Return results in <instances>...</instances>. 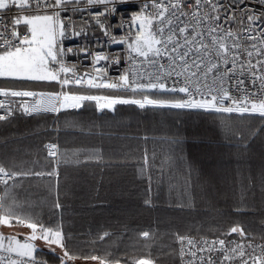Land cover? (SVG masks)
<instances>
[{"label": "snow or ice", "instance_id": "6c2138e0", "mask_svg": "<svg viewBox=\"0 0 264 264\" xmlns=\"http://www.w3.org/2000/svg\"><path fill=\"white\" fill-rule=\"evenodd\" d=\"M81 3L82 0H0V79L39 84L54 82L60 86L59 91L0 87V96L30 98L31 101H0V109L5 110L0 121L13 115L10 105L14 104H18L24 115L53 113L59 120L61 112L91 107L90 102H94L97 112H115L117 105H130L141 111L215 114L225 126L233 113L249 121L258 117L264 124V0H85L87 9H95L89 15L108 38L103 44L124 46L123 52L115 54L80 46L79 54L92 58L95 75L89 72L80 75L75 65L69 66L65 61L66 55L78 53L74 46L66 47L63 41L80 36L87 40L88 31L94 32L90 27L77 30L74 22L66 23V19L71 21L70 16L61 15L76 12ZM129 5L139 7L129 9ZM116 17H119L118 24L113 23ZM88 23L84 21V24ZM114 27L124 34H115ZM93 39L97 47H103L99 37L93 36ZM101 61L105 63L101 65ZM122 62L127 67L118 78L112 79L108 68ZM144 66H150V70L145 71ZM73 86L88 90L107 89L125 95L73 91ZM238 139L243 140L242 134ZM172 142L179 143V139L174 138ZM44 147L57 166L51 171H15L0 164V185L5 186L4 195L0 196V264H48L40 259L42 249L36 245L37 240L48 246L60 264L77 259L96 261L97 264H125L123 260L111 261L96 255H74L68 250L62 226H46L33 213H18L16 208H23L24 203L15 197L11 204L5 203L13 188L22 187L23 181L19 177L59 176L58 144L49 143ZM247 148L245 143V151ZM80 151L74 152V160L65 158L64 163H81ZM98 151L93 149V154L84 157L83 162L102 159L95 154ZM235 183L243 204L256 182L249 174L246 186L243 173H238ZM260 188L264 195V170L260 173ZM145 204L152 206L151 199L145 200ZM55 207L63 206L57 202ZM245 207L238 206L235 210L239 212ZM16 227L30 231L7 235L2 231ZM233 234H238L241 240L249 236L254 240V234L238 224L222 232L225 237ZM20 235L24 236L23 241L19 239ZM110 235L105 232L99 238L104 240ZM139 235L145 240L154 237L149 231ZM175 242L179 245L180 264H264V243L256 244L251 240L242 243L235 239L209 242L206 237L198 242L180 233L175 234ZM214 252L220 255L213 256ZM132 264L157 262L149 256L134 259Z\"/></svg>", "mask_w": 264, "mask_h": 264}, {"label": "trees", "instance_id": "16d2710c", "mask_svg": "<svg viewBox=\"0 0 264 264\" xmlns=\"http://www.w3.org/2000/svg\"><path fill=\"white\" fill-rule=\"evenodd\" d=\"M21 86L59 90L54 82L0 79V87ZM73 91L94 92L74 86ZM116 109L97 112L91 103L61 112L59 120L56 115L25 117L20 110L0 121V164L6 168L51 171L57 166L44 146L57 141L60 152L58 177H19L22 187L13 188L5 203L15 197L24 203L17 212L33 213L46 226H62L68 250L78 257L96 255L132 264L151 256L157 264H180L176 233L225 237L222 232L237 224L254 234L248 240L264 242V124L258 117L249 121L233 113L225 126L215 114L141 111L130 105ZM241 134L243 140L238 139ZM93 149L102 159L83 162ZM76 150H81V163L65 164V158L74 160ZM238 173H243L246 186L249 174L256 182L243 204L235 183ZM148 199L152 206L145 204ZM57 202L63 207L57 209ZM244 205V210H235ZM143 231L154 237L143 239ZM105 232L112 235L101 240ZM40 259L60 263L49 251L42 250Z\"/></svg>", "mask_w": 264, "mask_h": 264}, {"label": "built area", "instance_id": "2783aa9c", "mask_svg": "<svg viewBox=\"0 0 264 264\" xmlns=\"http://www.w3.org/2000/svg\"><path fill=\"white\" fill-rule=\"evenodd\" d=\"M69 7L71 8V5ZM127 7L129 9H134V8H138L139 5H129ZM81 8H84L85 10L81 11L80 10ZM94 10L95 9H87L86 8V4H85V0H82L81 5L77 6V11L76 12L69 11V12H66V13H61V15L63 17H65V18L69 17V16L72 18L71 21H68L66 19V23H73L74 22L77 30H79L80 27H85V28H89L90 27L91 29L94 30V32L92 30L88 31L87 40L85 39L84 36H80V37H74L72 39H65L63 41V43H64V45L66 47L67 46H74V50L76 51V53H78V55H71V54L66 55L65 56V61H66V63L69 64V66L75 65L77 70H78V74H80V75H83L85 72H89V73H92L93 75H95V73H94V71L92 69V58L90 56L87 57V58H84V56L82 54H79L80 53V46L87 45V46L90 47V49L92 51H97V52L103 51L105 54H108V53L115 54L117 52H123L124 51V46L123 45H115V44L104 45L103 44V42L106 39H108V38L105 37L104 34L99 30V27L96 24L95 20H93L92 17L89 15L90 11H94ZM101 19H103V18H101ZM128 19H130V12L128 14ZM85 20H87L89 23L88 24H84ZM113 23L118 24L119 23V17L114 18ZM246 25H247V21L245 20V26ZM232 27H237V25H232ZM112 31L115 34H117L118 36L124 34V32H122L119 28H115L114 27L112 29ZM124 31H127V29L125 28ZM257 31H259V28H257ZM93 36L99 37L100 43H101V45H103V47H97L96 46V41L93 39ZM245 43H250V42L245 41ZM104 63H105L104 61H101V65H103ZM125 67H127V64H125L124 62H122L119 66L112 65L111 67L108 68L109 76L112 79L118 78ZM144 70L145 71L150 70V66H144ZM249 87H251L250 83H249ZM104 90H107V89H104ZM120 93H123V92H120ZM8 100H11V99H8V98L0 96V101L7 102ZM12 100H14V99H12ZM26 100H29V102H31L30 98H28ZM16 101H19V100H16ZM10 107L12 108L13 115H15L16 113L20 112V110L18 109V104L10 105ZM2 114H5V110L4 109H0V115H2ZM40 115H56V114L43 113V114H40ZM24 116L25 117H32V116H35V115H31V116L24 115ZM50 158H52V157H50ZM192 238L199 242V241H201V239L203 237H200V238L192 237ZM206 238L209 240V242H211L212 240H215V239H226L228 241H231V240L235 239V240L240 241L242 243H247L248 241H250L248 239L245 240V241H242L238 236H228V237H219V236H217V237H208L207 236ZM252 242H254L256 244L264 243V242H258V241H252ZM231 246L232 245H229V247H231ZM217 247H219V246L217 245ZM178 249H179V246H178ZM203 255L206 256V255H208V253H203ZM212 255L213 256H217V255H220V253L214 252V253H212ZM47 262H48V264H60V263H52V262H49V261H47ZM225 264H228V262H225Z\"/></svg>", "mask_w": 264, "mask_h": 264}, {"label": "rangeland", "instance_id": "374dc122", "mask_svg": "<svg viewBox=\"0 0 264 264\" xmlns=\"http://www.w3.org/2000/svg\"><path fill=\"white\" fill-rule=\"evenodd\" d=\"M21 27V29L23 30V28H24V26L23 25H21L20 26ZM58 88H59V90H60V86L58 85ZM58 90V91H59ZM95 93H98V94H104L105 92H102L101 91V89H98V91H95V90H97V89H92ZM106 91H110V90H106ZM128 94H130V93H128ZM17 99H26V98H17ZM94 106H95V103L94 102H91ZM106 111V110H105ZM49 143H55V144H57V141H51V142H48L47 144H49ZM46 155H47V149H46ZM48 156V155H47ZM49 157V156H48ZM9 184H12V181L11 180H9ZM0 187H2V189H4V185H0ZM1 196V195H0ZM19 213V212H18ZM13 223H15V221H13ZM2 231L7 235V234H15V233H17V232H19V233H28L30 230L29 229H27V228H25V227H16V228H3L2 229ZM234 236H238L239 237V235L238 234H233ZM240 238V237H239ZM19 239L21 240V241H23V239H24V236L23 235H20L19 236ZM241 239V238H240ZM245 240H247V239H245ZM245 240H242V241H245ZM35 243H36V245L38 246V248L39 249H42V250H44V251H49V249H48V246L47 245H45L44 244V242L43 241H41V240H37V241H35ZM56 251L59 253L60 252V249L59 248H57L56 249ZM62 254V253H61ZM67 263H71V261H67ZM76 263H78V262H76ZM78 264H97V262L96 261H92V260H82L81 262H79Z\"/></svg>", "mask_w": 264, "mask_h": 264}]
</instances>
